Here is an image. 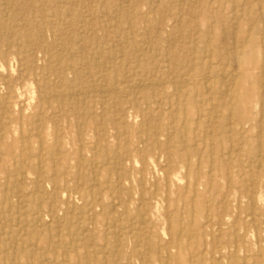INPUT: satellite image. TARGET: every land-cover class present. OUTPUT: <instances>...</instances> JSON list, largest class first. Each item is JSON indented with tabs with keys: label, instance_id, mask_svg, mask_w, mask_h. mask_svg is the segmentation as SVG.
Returning <instances> with one entry per match:
<instances>
[{
	"label": "bare ground",
	"instance_id": "6f19581e",
	"mask_svg": "<svg viewBox=\"0 0 264 264\" xmlns=\"http://www.w3.org/2000/svg\"><path fill=\"white\" fill-rule=\"evenodd\" d=\"M150 1L0 0V264H262L264 64L244 20L264 32V0L188 7L183 54L164 18L144 29ZM146 176L166 243L126 188Z\"/></svg>",
	"mask_w": 264,
	"mask_h": 264
},
{
	"label": "rangeland",
	"instance_id": "374dc122",
	"mask_svg": "<svg viewBox=\"0 0 264 264\" xmlns=\"http://www.w3.org/2000/svg\"><path fill=\"white\" fill-rule=\"evenodd\" d=\"M213 1L214 0H210L211 4H213L212 7H215L216 4ZM252 1L253 0H236L235 3L237 4V7H236L237 11H231L230 12V6H231L230 4H232L230 1L229 2H225V6H224L225 8L224 7L223 8H224V10L226 9L225 11H226L227 17L232 15V14H234V16L237 17V16L240 15V13H241V11L243 10L244 7H249L252 4H256L255 8L258 9V7L260 5V0H258V1L254 0L253 2ZM115 3L120 4L122 7L126 5L125 3L118 2V1H115ZM242 5H244V7ZM155 7H156L157 10L155 9ZM188 7H190V10L192 9V10H195L196 12L200 11L201 14L206 11L204 9V7L202 6V0H190V2H187V3H185L184 0H171V6H167V7L164 4L160 3V1H158V0L156 1L155 0V3L154 2H152L150 4H149V2L146 3V6H143V7L139 8L140 10L138 9V12H140V14L142 16H144L146 14V20L148 22L145 23L146 26H144V29H148L149 28L148 29L149 31L148 30L147 31L150 33V34L148 33V35H150V36L153 35L151 33L152 31L150 32L151 28L154 26V23H155L153 18L155 19L158 16L164 18V20L166 22L165 23L166 27H165V30L163 32V36L168 38V41L170 42V44L168 45V49L169 50L171 49V50L177 52L178 54H183V53H187L189 51L188 50L189 49L188 48L189 45H188V42H187L189 37H190V39L192 37H197L196 35H194V36H190L189 35V37L186 39L184 37V36H186L185 33L182 30H179L178 27H177L179 25V20L181 19L182 16H183V19L187 17V20H189L188 16H186V10H187ZM171 9H173L174 11H177V10L178 11L177 12H172L173 10H171ZM214 10H216V9H214ZM152 15H153V17H152ZM156 15H158V16H156ZM177 15H179V16H177ZM245 19H246V17H245ZM104 21L105 20L103 18H95L93 23L96 26L100 27L103 24ZM183 21H185V20H183ZM244 22H245V24L247 26L246 27L247 28L246 29V35L251 32L252 33L251 36H252V38H254V40L256 41V44H257L256 45L257 64H258V66L263 65L264 64V61H262L263 47L261 46V44H263V43L260 41V38H261V36H264V32L260 31V29L257 30L256 32H252L253 28H254V25H255V22L254 21H250L249 19L244 20ZM112 23H114V22H112ZM180 29H182V27ZM141 30H143V29H141ZM181 38H184L186 40L185 44L181 45V43H180ZM198 45H199V48H202V44L201 43H198ZM158 47H159V44H158ZM136 57L138 58V60L145 59V57L141 56L140 54H137ZM211 61L215 65L214 67H216V68H224L223 72L227 71V73H228V72L232 71V68H228L229 66L219 65L216 62H214V60H208L207 62L211 63ZM11 64H10V67L14 68L15 64L13 62H11ZM144 64H145L146 67H150L151 66V62L149 60H145ZM256 72L259 73V71H256ZM262 76H264V74ZM228 88H229V86H228ZM32 92H33V88L27 89V92H26L27 94H24L23 98L25 100L27 98H30L33 95ZM257 112H258V109L256 108V109L252 110L251 114L252 115H256ZM263 120H264V118H263ZM132 122H135V123H133L134 127L132 126L133 130L137 131L138 130L137 129L138 128L137 125L141 122L140 117H137L136 119L132 120ZM150 125H152V123L148 124V126H150ZM253 135H254L255 140H256V138H257V140H260V136H259L260 135V130L259 129H254L253 130ZM151 160L153 162L154 161V157ZM134 168H136V169L139 168V163H137L136 167H134ZM153 183H154V178H152V176L151 177L150 176H146V179H144L143 185H140L139 181L136 180V181H133V182L131 181L129 185H126V188L131 189V192L133 193L132 198H133V200L136 203H140L141 204V202H143L142 205L146 206V204H147L149 206V208H150L149 214L147 216H144V218H141V219H143L146 222H148L150 227L156 229L158 232H160V233L162 232L163 234L161 233V236H162L161 237V241L166 243V242L170 241V237L168 235L169 231H167V230L169 228L168 226L170 225V221L169 220H170V217H171V210H170V208L166 207L167 206L166 202H163L162 204H160L157 209L154 208L153 200L149 199L151 197V195L154 193V189L152 188ZM156 184L158 185L157 194L159 195V197L161 199H164L166 197V195L163 192V190H161V182H157ZM236 187L240 188L239 184H236ZM244 187L247 188V189L252 190V188L248 184L245 186V183H244ZM143 191H144V193H143ZM257 191H258V194H260L259 195L260 196V200L257 203V205H258V207L263 209L264 208V178H263L262 182L259 183V187H258ZM140 197H141L142 200L139 201ZM241 202H242V204L245 203V201H241ZM130 216H131L130 218L134 217L132 214ZM165 217H166V219H165ZM164 236H166V237L164 238ZM260 239H261V242H259V243H260V246H262V252L261 253H262V256H263L262 264H264V246H263V244H264V233H262V232H261V238ZM246 242H247L246 245H247V249H248L247 260L251 261L250 257L254 254L255 248L258 246L256 244L257 243L256 237H255V235L252 234L251 230H250V232H248L247 241Z\"/></svg>",
	"mask_w": 264,
	"mask_h": 264
}]
</instances>
